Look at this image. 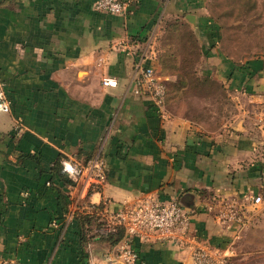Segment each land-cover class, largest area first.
<instances>
[{
    "label": "crops",
    "instance_id": "0c3cea01",
    "mask_svg": "<svg viewBox=\"0 0 264 264\" xmlns=\"http://www.w3.org/2000/svg\"><path fill=\"white\" fill-rule=\"evenodd\" d=\"M94 1L0 0V87L9 101L0 112V257L104 264L110 232L103 224L82 232L76 214H94L90 205L102 200L116 209L145 193L177 197L191 230L225 248L230 230L219 208L264 195V57L220 55L217 32L199 16L204 0H133L124 15L94 11ZM188 13L200 49L216 64L211 73L237 99L231 119L214 131L166 106L159 115L133 93L128 49L141 48L163 20ZM146 54L157 71L153 50ZM96 153L105 169L98 190L66 183L53 169ZM133 246L136 264H190L169 242Z\"/></svg>",
    "mask_w": 264,
    "mask_h": 264
},
{
    "label": "rangeland",
    "instance_id": "374dc122",
    "mask_svg": "<svg viewBox=\"0 0 264 264\" xmlns=\"http://www.w3.org/2000/svg\"><path fill=\"white\" fill-rule=\"evenodd\" d=\"M199 10L207 28L217 32L213 47L220 55L232 61L264 57V0H204ZM176 21L172 27L166 26L169 21L160 23L150 38L154 60L160 58L156 69L166 83L165 106L214 131L231 119L237 99L211 73L216 64L196 49L191 26L182 17ZM228 210L236 217L228 223L230 237L224 243L232 252L231 264H264V195L255 205L245 201Z\"/></svg>",
    "mask_w": 264,
    "mask_h": 264
},
{
    "label": "built area",
    "instance_id": "2783aa9c",
    "mask_svg": "<svg viewBox=\"0 0 264 264\" xmlns=\"http://www.w3.org/2000/svg\"><path fill=\"white\" fill-rule=\"evenodd\" d=\"M133 0H95L92 4L94 11L113 15H124ZM153 31L144 39V44L138 49H128L133 57V93L145 96L159 115L164 114L165 86L157 74L155 67L145 63L147 50L152 51L150 38ZM125 48V45H123ZM103 85L108 81L103 80ZM9 111V101L0 87V112ZM60 172L74 186L88 191L98 190L105 179L103 161L96 153L84 162L73 158L61 159ZM245 201L251 204L261 202L258 195L246 196ZM226 209L218 211L221 223L228 227L229 221L236 219L235 212ZM91 212L97 215L107 232L115 228L122 231L121 238L104 254V264H136L137 253L134 240L138 242H169L187 252L190 264H231L232 252L229 248L212 245L198 237L190 228L189 213L177 197L161 200L152 193L142 194L132 200L123 201L116 209H109L107 201L102 200L98 205L91 206ZM228 208V209H227ZM50 226L56 227L51 221ZM0 264H22L11 256L0 257Z\"/></svg>",
    "mask_w": 264,
    "mask_h": 264
},
{
    "label": "trees",
    "instance_id": "16d2710c",
    "mask_svg": "<svg viewBox=\"0 0 264 264\" xmlns=\"http://www.w3.org/2000/svg\"><path fill=\"white\" fill-rule=\"evenodd\" d=\"M176 18H178V17H175V18H173V19H169V20H163L162 22H166V21H169V22H171V23H166V26H168V27H172V26H174L175 25V23H177V21H176ZM161 22V23H162ZM190 36H191V38H193L194 39V42H195V44H196V46H197V48L196 49H198L199 51L201 50L200 49V43H199V41H198V39L196 38V36L191 32V34H190ZM156 60H157V63L160 61V58H159V55L157 56V58H156ZM157 72V74L159 75V76H161V74H160V71H156ZM206 76V75H205ZM204 76V78H203V80L204 81H206V80H208L207 79V77H205ZM163 82V84H164V86H165V101H166V99H167V88H166V83H165V81L163 80L162 81ZM53 169L56 171V173L57 174H59V176H62V177H65V175L63 174V173H61L60 172V165H59V163L56 161L55 162V164L53 165ZM64 179V178H63ZM65 182L66 183H71V181L69 180V179H67V177H65ZM95 216V214H92V215H81V214H76V219L78 220V223H79V226H80V230L83 232V231H85V230H87L88 228H92L93 226L94 227H98L99 225H101V224H103L101 221H100V219H99V217L96 215V217H94ZM93 225V226H92ZM90 226H92V227H90ZM85 234V233H84ZM81 237H80V239L81 240H83L84 239V235H80ZM121 236H122V231H121V229H119V228H115V230L113 231V232H110V233H107L106 234V236L104 237L105 238V240L109 243V244H111V245H113V244H115L120 238H121Z\"/></svg>",
    "mask_w": 264,
    "mask_h": 264
},
{
    "label": "water",
    "instance_id": "95a60500",
    "mask_svg": "<svg viewBox=\"0 0 264 264\" xmlns=\"http://www.w3.org/2000/svg\"><path fill=\"white\" fill-rule=\"evenodd\" d=\"M184 20L191 26V28L194 30L196 37L200 38L201 33L200 30L198 29L197 23H196V17L193 14H186L184 15ZM181 203V201H180ZM182 204V203H181ZM183 205V204H182Z\"/></svg>",
    "mask_w": 264,
    "mask_h": 264
}]
</instances>
